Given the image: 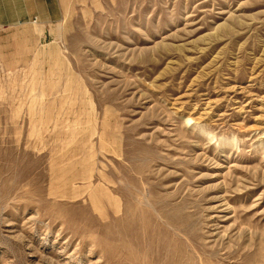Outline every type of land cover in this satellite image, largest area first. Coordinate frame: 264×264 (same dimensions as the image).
Masks as SVG:
<instances>
[{"label":"rangeland","instance_id":"1","mask_svg":"<svg viewBox=\"0 0 264 264\" xmlns=\"http://www.w3.org/2000/svg\"><path fill=\"white\" fill-rule=\"evenodd\" d=\"M0 25V264H264V0H54Z\"/></svg>","mask_w":264,"mask_h":264},{"label":"crops","instance_id":"2","mask_svg":"<svg viewBox=\"0 0 264 264\" xmlns=\"http://www.w3.org/2000/svg\"><path fill=\"white\" fill-rule=\"evenodd\" d=\"M46 2L54 0H0V25L43 19Z\"/></svg>","mask_w":264,"mask_h":264}]
</instances>
